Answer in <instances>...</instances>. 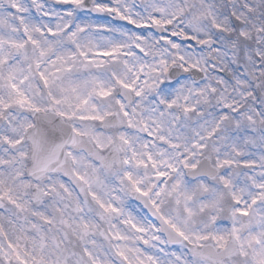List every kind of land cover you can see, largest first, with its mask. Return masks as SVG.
I'll return each instance as SVG.
<instances>
[{"label": "snow or ice", "instance_id": "6c2138e0", "mask_svg": "<svg viewBox=\"0 0 264 264\" xmlns=\"http://www.w3.org/2000/svg\"><path fill=\"white\" fill-rule=\"evenodd\" d=\"M0 264H264V0H0Z\"/></svg>", "mask_w": 264, "mask_h": 264}]
</instances>
